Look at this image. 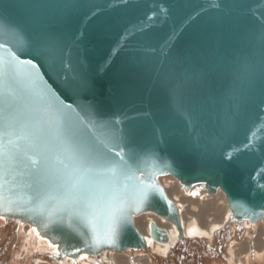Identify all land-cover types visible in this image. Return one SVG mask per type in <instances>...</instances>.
Returning <instances> with one entry per match:
<instances>
[{
	"label": "water",
	"instance_id": "obj_1",
	"mask_svg": "<svg viewBox=\"0 0 264 264\" xmlns=\"http://www.w3.org/2000/svg\"><path fill=\"white\" fill-rule=\"evenodd\" d=\"M0 45L20 62L0 93H15L36 142L106 153L127 173L100 178L117 220L103 199L91 222L70 217L55 167L22 164L4 183L0 219L34 229L57 263L150 251L135 225L145 213L188 240L167 176L220 191L236 225L264 223V0H0ZM36 180L52 197L43 213ZM149 236L170 243L155 223Z\"/></svg>",
	"mask_w": 264,
	"mask_h": 264
},
{
	"label": "snow or ice",
	"instance_id": "obj_2",
	"mask_svg": "<svg viewBox=\"0 0 264 264\" xmlns=\"http://www.w3.org/2000/svg\"><path fill=\"white\" fill-rule=\"evenodd\" d=\"M2 48L3 45H0V49ZM7 56V59L0 56V76L7 73L10 79H14L20 62L12 52H8ZM25 63L31 65L32 62ZM14 97L12 90H9L6 99L0 93V181H3L0 189H3L4 183H15V174L22 164L24 167L30 164L33 169L55 167L58 175L54 177L53 187L63 190L62 196L57 199L68 208L67 214L70 217L77 216L91 222L89 217L95 218L99 202L103 199L109 205L113 219H119L117 213L122 216L123 209L116 207L113 194L104 188L100 178L110 176L115 180L127 175L125 169L118 167L106 153L92 149H56L50 141L37 143L35 125H29L22 117ZM21 141H25L23 146ZM85 178L89 179V185L82 189L80 185ZM33 191L32 201L36 205L34 210L42 213L47 211V207L52 206V197L42 190L40 180L35 181ZM139 195L141 198L146 197L147 189L140 190ZM2 199L0 193V200Z\"/></svg>",
	"mask_w": 264,
	"mask_h": 264
},
{
	"label": "rangeland",
	"instance_id": "obj_3",
	"mask_svg": "<svg viewBox=\"0 0 264 264\" xmlns=\"http://www.w3.org/2000/svg\"><path fill=\"white\" fill-rule=\"evenodd\" d=\"M162 179L164 182H166L165 186H167V188L165 189L166 192H168L167 194H170L171 196V186L177 183L176 180L170 176L164 177ZM164 182H161L162 185ZM199 189V187L196 190L193 189L192 192L190 189L188 193H193L192 197H196V200H198L199 203L204 206V208L209 209V207H211L208 206L206 201L211 200V198L214 196H216L215 200L219 199V203L223 204L221 207L225 206V203H222V200H220L221 195L224 198V195L220 191L209 197H206V194H204V196L202 195L201 197L200 195L202 190L200 189V191H197ZM198 209L199 207L197 206L190 208L191 211H198ZM210 213H213V211H210ZM140 218L141 217L137 219L138 224H144L143 222H140L144 221L143 218ZM222 223V228L217 230L210 240L195 238L192 240L190 239L178 242L176 246L171 248V250L169 249V251L164 255L157 253L154 254L151 252V250L130 251L126 254H118L122 255V257L126 255V257L129 258V261L135 257L144 258L147 259L150 264H235V261L232 263L229 262L231 250L234 251V253H236V251L240 252L243 250L244 253L247 241L251 242L252 245H260L263 243L261 241L260 232L258 231L260 226L264 227V224L262 223L256 226H250L247 225V223L236 225L229 219V217ZM139 225L136 227L140 230L141 225ZM25 227L28 226L17 224L15 222L5 223L0 219V264H59L53 259V252L38 246L39 239L33 237L32 235L26 236V234H24L23 229ZM32 234L35 235L34 233ZM105 253L99 257L90 258L97 259L96 264H105L102 261L100 262L102 256ZM253 254L250 255L249 253L250 256L248 257V260L252 261L253 264H262L263 261L254 262L253 258L255 256ZM194 256L197 257L194 258ZM232 259L234 260V258ZM74 263L80 264L78 261Z\"/></svg>",
	"mask_w": 264,
	"mask_h": 264
},
{
	"label": "bare ground",
	"instance_id": "obj_4",
	"mask_svg": "<svg viewBox=\"0 0 264 264\" xmlns=\"http://www.w3.org/2000/svg\"><path fill=\"white\" fill-rule=\"evenodd\" d=\"M160 181L164 182L162 178L160 179ZM176 182L181 187L177 183H175L174 185L171 186L172 187L171 188L172 189L171 190L172 191L171 196H170V194H168V195L178 205L185 237L188 240H190V239L192 240L195 238L210 240L214 236V234L217 232V230L222 228V226H223L222 222L225 219H227L228 217L230 219V212H229V210L227 211L228 207L226 206L227 203H226L225 197L223 198L222 195L220 196V200H222V203L223 202L225 203L224 207H221V205H223V204L219 203V199L215 200L216 196H214L213 198H211L212 201L211 200L206 201L208 206H211V207H209V209L204 208V206H202V204H200L199 201L196 200V197L195 198L192 197L193 193L187 194L184 191L183 186L178 181H176ZM163 185L165 188H167V186H165L166 182H164ZM198 187L202 190L201 195H200L201 197H202V195L204 196V194H206V197L210 196L200 186H194L191 189V192L193 189L196 190ZM200 189L197 191H200ZM204 200H206V199H204ZM194 206L199 207L198 211H191L192 209L190 210V208L194 207ZM210 211H213V213H210ZM139 217L143 218V220H144V221H140V222H143L144 224L139 223L141 225V229H140L141 231L140 232L147 239L148 248H149V250H151V252H153L154 254L157 253V254L164 255L169 251L170 246L174 247L177 245V243L179 242L178 233H177V231L173 225L169 224L168 222H165L164 220H162L160 217H158L155 214L145 213V214L140 215ZM139 217H137L135 220V223H136L135 225L137 227L139 225L138 220H137ZM151 223H155L158 227L163 228L168 232L169 237H170V243L169 244L164 245V244L152 242V240L150 239V236H149V226ZM258 224H260V223H258ZM258 224H256V225H258ZM262 224H264V223H262ZM247 225H249V224L247 223ZM250 226H252V225H250ZM258 231L260 232L261 241L263 243L260 245H255V244L252 245L251 242L247 241L244 253H243V250L240 252L236 251V253H234V251H232V250L230 251L231 256L229 258V262L232 263L233 261H235V264H253L252 261L248 260V257L254 253L253 254L255 256L253 258L254 262L263 261L262 264H264V227L260 226ZM23 232H24V234H26V236L32 235L33 237L39 239L38 240V246L40 248H45L48 251H51L53 253L55 252L54 248L52 246H50L46 240L41 239V238L36 236L34 229H32L30 226L25 227L23 229ZM32 233H34L35 235H33ZM103 253H105V252H103ZM114 253L115 252H112V251H106V253L102 256L101 260L99 259L100 262L102 261L105 264H150L147 261V259H144V258L135 257V258L130 259V261H129V258L126 257V255H124L125 257L124 256L122 257V255H120L118 253H115V254ZM249 253H250V255H249ZM123 254H126V253H123ZM232 258H234V260ZM96 260L97 259H91L90 257H88L86 255H82V256H80V258L78 260L66 259L65 261L61 262V264H75L74 262H76V261H78L80 264H96V262H97Z\"/></svg>",
	"mask_w": 264,
	"mask_h": 264
},
{
	"label": "trees",
	"instance_id": "obj_5",
	"mask_svg": "<svg viewBox=\"0 0 264 264\" xmlns=\"http://www.w3.org/2000/svg\"><path fill=\"white\" fill-rule=\"evenodd\" d=\"M197 256H194V258H196Z\"/></svg>",
	"mask_w": 264,
	"mask_h": 264
}]
</instances>
